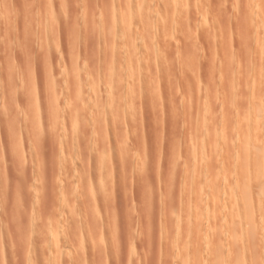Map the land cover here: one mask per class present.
<instances>
[{
    "label": "rangeland",
    "instance_id": "374dc122",
    "mask_svg": "<svg viewBox=\"0 0 264 264\" xmlns=\"http://www.w3.org/2000/svg\"><path fill=\"white\" fill-rule=\"evenodd\" d=\"M136 1L0 0V264H180L188 236L264 264L230 203L242 143L264 171V1Z\"/></svg>",
    "mask_w": 264,
    "mask_h": 264
},
{
    "label": "bare ground",
    "instance_id": "6f19581e",
    "mask_svg": "<svg viewBox=\"0 0 264 264\" xmlns=\"http://www.w3.org/2000/svg\"><path fill=\"white\" fill-rule=\"evenodd\" d=\"M135 1V0H134ZM156 1V0H155ZM177 1V0H176ZM264 1V0H263ZM147 2V1H146ZM185 3V2H184ZM156 4V3H155ZM172 4V3H171ZM170 4V5H171ZM177 4V2H174V5H176ZM129 5V4H128ZM145 5H146V3H145V0H137L136 1V9H135V11L137 12V14H139L140 16H142V13L141 12H143V14H144V11H145ZM189 5V4H188ZM187 5V6H188ZM196 5V4H195ZM131 8V7H130ZM188 8V7H187ZM195 8H197L196 6H195ZM256 8V7H255ZM126 9V8H125ZM125 9H124V11H125ZM172 9V8H171ZM189 9V8H188ZM223 9V8H222ZM196 10V9H195ZM116 11V10H115ZM114 11V12H115ZM149 12V11H148ZM175 12V11H174ZM188 12V11H187ZM141 13V14H140ZM190 13V12H189ZM201 13V12H200ZM13 14V13H12ZM121 14V13H120ZM123 14H125V13H123ZM196 14V13H195ZM255 14V13H254ZM14 15V14H13ZM148 15H150V14H148ZM204 15V14H203ZM10 16V15H9ZM196 16V15H195ZM118 17V16H117ZM172 17V16H171ZM194 18V17H193ZM254 18V17H253ZM204 19V18H203ZM177 20V19H176ZM91 21V20H90ZM110 21V20H109ZM189 22V21H188ZM193 23H195V22H193ZM5 24V23H4ZM7 24V23H6ZM153 24V23H152ZM204 24V23H203ZM262 24V23H261ZM166 26V25H165ZM6 27V26H5ZM107 27V26H106ZM125 29V28H124ZM221 30V29H220ZM108 31H109V29H108ZM87 33V32H86ZM136 33V32H135ZM160 35V34H159ZM138 36V35H137ZM136 36V37H137ZM120 40V39H119ZM123 40V39H122ZM155 40V39H154ZM156 41V40H155ZM174 41V40H173ZM123 42V41H122ZM138 43V42H137ZM117 44V43H116ZM174 44V43H173ZM86 45H87V43H86ZM44 49V48H43ZM163 49V48H162ZM45 50V49H44ZM164 50V49H163ZM5 51V50H4ZM3 51V52H4ZM47 51V50H46ZM112 54V53H111ZM125 54V53H124ZM140 55V54H139ZM120 58V57H119ZM160 58V57H159ZM115 59V58H114ZM263 59V58H262ZM264 62V61H263ZM259 64V63H258ZM120 65H121V63H120ZM124 65V64H123ZM262 65H264L263 63H262ZM82 66V65H81ZM97 66V65H96ZM113 65H111V67H112ZM55 68V67H54ZM106 68V67H105ZM117 68V67H116ZM115 67L114 68H112L113 69V71L116 69ZM148 68V67H147ZM264 70V69H263ZM112 71V70H111ZM126 71V70H125ZM219 71V70H218ZM177 72V71H176ZM179 72V71H178ZM189 74V73H188ZM264 78V77H263ZM219 79V78H218ZM98 80V79H97ZM151 80V79H150ZM181 80V79H180ZM242 80V79H241ZM72 81H73V78H72ZM191 81V80H190ZM195 82V81H194ZM219 82V81H218ZM71 83H73V82H71ZM209 83V82H208ZM141 84V83H140ZM151 84V83H150ZM210 84V83H209ZM7 85V84H6ZM142 85V84H141ZM153 85V84H152ZM75 87V86H74ZM125 87V86H124ZM75 89V88H74ZM191 89V88H190ZM104 90V89H103ZM158 90V89H157ZM74 93H76V92H74ZM142 93V92H141ZM159 94V93H158ZM193 94V93H192ZM77 95V94H76ZM90 95V94H89ZM149 95H151V94H149ZM163 95V94H162ZM254 95V94H253ZM72 96V95H71ZM127 96V95H126ZM190 96V95H189ZM256 96V95H255ZM74 98V97H73ZM127 98H128V96H127ZM199 98V97H198ZM209 98H210V96H209ZM255 98V97H254ZM134 99H135V97H134ZM90 100V99H89ZM129 100V99H128ZM140 101V100H139ZM199 101V100H198ZM58 102V101H57ZM129 102V101H128ZM134 102H135V100H134ZM216 102V101H215ZM254 102V101H253ZM95 103V102H94ZM127 103V102H126ZM136 103V102H135ZM135 103L133 104L132 102H129V106L128 107H126L127 108V110H128V112H129V110L130 109H134V105H135ZM152 103V102H151ZM197 103V102H196ZM137 104V103H136ZM166 104V103H165ZM262 103H259V104H255V105H257L256 106V108L255 109H257V107H259L260 105H261ZM240 105H243V104H240ZM200 106V105H199ZM262 106V105H261ZM227 108H229V107H227ZM245 108V107H244ZM262 108H263V106H262ZM72 110V109H71ZM262 110V109H261ZM198 111V110H197ZM105 112H106V110H105ZM127 112V111H126ZM127 112V113H128ZM264 112V111H263ZM125 113V112H124ZM211 113V112H210ZM256 113V112H255ZM254 114V113H253ZM64 115V114H63ZM104 115V114H103ZM113 115V114H112ZM193 115V114H192ZM191 115V116H192ZM211 115V114H210ZM259 115V114H258ZM196 116V115H195ZM206 116V113H203V117H205ZM208 116V115H207ZM261 116V115H260ZM111 118L110 119H112V116H110ZM125 117V116H124ZM175 117V116H174ZM173 117V118H174ZM202 117V116H201ZM209 117V116H208ZM220 117V116H219ZM258 117V116H257ZM113 118H114V115H113ZM146 118V117H145ZM221 118V117H220ZM106 119H108V118H106ZM106 119H105V121H106ZM124 119V118H123ZM194 119H195V117H194ZM203 119V118H202ZM126 120V119H125ZM189 120H190V118H189ZM193 120V119H192ZM256 119H254V121H255ZM71 121V120H70ZM112 122H111V124L113 125V127H118L117 125L118 124H115L116 122H115V119H112L111 120ZM127 121V120H126ZM210 122V121H209ZM256 122V121H255ZM106 123V125L108 124V121L107 122H105ZM124 123H125V121H124ZM190 123V122H189ZM145 124V123H144ZM183 124V123H182ZM202 124V123H201ZM209 124V123H208ZM244 124V123H243ZM256 124H257V122H256ZM203 125H204V123H203ZM202 125V126H203ZM261 125H262V123H261ZM90 126V125H89ZM255 126V125H254ZM260 126V125H259ZM122 127V126H121ZM197 127V126H196ZM203 127H205V126H203ZM246 127V126H245ZM245 127H243V128H245ZM261 128H262V126H260ZM112 128V127H111ZM125 128V127H124ZM127 128V127H126ZM189 128H190V126H189ZM200 128H202V127H200ZM128 129V128H127ZM203 129H205V128H203ZM202 130V129H201ZM246 130V129H245ZM244 130V131H245ZM115 131V130H114ZM200 131V130H199ZM203 131V130H202ZM205 131V130H204ZM203 131V136H204V134H205V132ZM207 131V130H206ZM241 131V130H240ZM259 131V130H258ZM257 131V132H258ZM110 132V131H109ZM108 132V133H109ZM127 132V131H126ZM191 132V131H190ZM209 132V131H208ZM256 132V133H257ZM263 132V131H262ZM80 133V132H79ZM245 133H246V131H245ZM81 134V133H80ZM214 134V133H213ZM255 134V133H254ZM98 135V134H97ZM106 135V134H105ZM108 135V134H107ZM114 135H116V134H114ZM194 135V134H193ZM198 135H199V133H198ZM197 135V136H198ZM258 135V134H257ZM75 136V135H74ZM205 136H206V134H205ZM99 137V136H98ZM108 137H109V135H108ZM117 137V136H116ZM115 137V138H116ZM183 137V136H182ZM194 137V136H193ZM201 137V136H200ZM251 137H253V135L251 136ZM255 137V139H256V136H254ZM263 137V136H262ZM74 138V137H73ZM99 138H101V137H99ZM110 138V137H109ZM201 138H203V137H201ZM210 138V137H209ZM61 139V138H60ZM83 139V138H82ZM125 139V138H124ZM195 140V139H194ZM200 140V139H199ZM241 140V139H240ZM83 141V140H82ZM102 141V140H101ZM207 141V140H206ZM97 142V141H96ZM117 142V141H116ZM190 142V141H189ZM218 142V141H217ZM100 143H102V142H100ZM251 143V145H250V147H249V142L247 143V141H245L244 143H242L241 145V149H243L244 150V152H243V156L241 157V167H242V178H241V184H239L240 185V187H239V196L236 198V200H234V201H231L230 203H231V206H232V213L234 212L235 214H236V216H237V218L238 219H241V221L240 222H238L237 224H241V223H244V225H248L249 227H251V226H253V220L251 219V217L253 216V215H255V214H253L254 213V210H257V211H259V212H261V213H263L264 212V171L263 170H261V168H260V164L257 162V161H255V167H254V171H255V173H254V175H251L250 176V174L248 173V171L246 170V168H247V157L249 156L248 154H249V150H250V148L251 149H253V156H255V157H257V159H258V157H259V159H261V145L260 144H258L256 141H253V142H250ZM110 145V144H109ZM260 145V146H259ZM113 146V145H112ZM189 146V145H188ZM199 146V145H198ZM207 146V145H206ZM73 147V146H72ZM82 147H83V145H82ZM98 147V146H97ZM98 148H101V146H99ZM190 148V147H189ZM240 148V147H239ZM64 149V148H63ZM105 149V148H104ZM104 149H102V150H104ZM191 153H192V157H193V159H194V161H193V164L195 165L196 164V159L197 158H199L198 157V155L197 154H202V156H203V154H204V146H201L200 148H199V150L196 148V147H191ZM91 151V150H90ZM212 151H213V149H212ZM72 152V151H71ZM139 152V151H138ZM190 152V151H189ZM211 152V151H210ZM241 152V153H242ZM104 153H107L106 152V149H105V151H103V152H101V155L103 156V154ZM179 154V153H178ZM189 154V153H188ZM260 154V155H259ZM88 155V154H87ZM211 155H212V153H211ZM45 156V155H44ZM205 156V155H204ZM102 159L104 158V157H101ZM203 158V157H202ZM201 159V158H200ZM210 159V158H209ZM256 159V160H257ZM259 161V160H258ZM189 162V161H188ZM189 165V164H188ZM193 165V166H194ZM190 166V165H189ZM69 167V166H68ZM188 168H190V167H188ZM192 168V167H191ZM70 169V168H69ZM16 170V169H15ZM195 170V169H194ZM70 171V170H69ZM188 171V170H187ZM197 170H195V173H193L194 174V176H196V174H197ZM189 175V174H188ZM187 175V176H188ZM191 176V175H190ZM120 178V177H119ZM188 178V177H187ZM190 178V181H191V179L193 178H191V177H189ZM208 178V177H207ZM189 180V179H188ZM197 180V179H196ZM189 182V181H188ZM187 182V183H188ZM199 182V181H198ZM108 183V182H107ZM207 183V182H206ZM208 184H210V182L208 183ZM212 184H213V182H212ZM188 185V184H187ZM179 186V185H178ZM190 186V185H189ZM96 188V187H95ZM107 189V188H106ZM93 190V189H92ZM125 190V189H124ZM100 191V190H99ZM59 192V191H58ZM104 192V191H103ZM198 192V191H197ZM76 194V193H75ZM213 194V193H212ZM105 195V194H104ZM211 200H212V202H211V204H213L214 206H216V205H218L219 204V201H218V197L216 196L215 197V195L214 196H211ZM221 198V197H220ZM117 199V198H116ZM138 199V198H137ZM83 200V199H82ZM188 202V201H187ZM187 204V206H188V203H186ZM223 204V203H222ZM190 205H192V204H190ZM64 206V205H63ZM195 206V205H194ZM255 206H256V208L257 209H255ZM229 207H230V205H229ZM188 208V207H187ZM191 208H192V206H191ZM195 208V207H194ZM221 208V207H220ZM98 209V208H97ZM102 210V209H101ZM188 210V209H187ZM204 210V209H203ZM195 211H196V209H195ZM194 211V212H195ZM198 211V210H197ZM200 212V211H199ZM176 213V212H175ZM192 213H193V210H192ZM197 213V212H196ZM209 213V212H208ZM205 214H207V213H205ZM223 214V213H222ZM235 214H233V215H235ZM167 215V214H166ZM195 215V214H194ZM197 215V214H196ZM201 215V214H200ZM203 215H204V213H203ZM236 216H234V217H236ZM206 217V216H205ZM197 218V217H196ZM208 218H210V220L211 221H215V224H217V225H219L220 226V224H221V218H220V215H217V214H212V216L211 215H209V214H207V221H209L208 220ZM264 217H262L261 219H263ZM97 219V218H96ZM181 219H182V217H181ZM195 220V219H194ZM194 220H191V221H194ZM67 221V220H66ZM236 221V220H235ZM234 221V222H235ZM261 221V220H260ZM174 222V221H173ZM184 222H186V221H184ZM202 222H203V220H202ZM51 223V222H50ZM196 223V222H195ZM195 223H194V225H195ZM200 224V223H199ZM236 224V225H237ZM256 224V223H255ZM213 225V224H212ZM167 226V225H166ZM184 226H186V225H184ZM184 226H183V228H184ZM239 226V225H238ZM193 227V226H192ZM202 227V226H201ZM240 227V226H239ZM244 227H246V226H244ZM255 227V226H254ZM194 228H195V226H194ZM218 229L220 228V227H217ZM216 227H215V229H217ZM238 228V227H237ZM241 228V227H240ZM252 228V227H251ZM243 229V228H242ZM250 229V228H249ZM201 230V229H200ZM243 230H245V228L243 229ZM188 231V230H187ZM195 231V230H194ZM254 231V230H253ZM201 232V231H200ZM214 232V231H213ZM220 232V231H219ZM255 232V231H254ZM165 233V232H164ZM208 233V232H207ZM213 234V233H212ZM220 234V233H219ZM224 234V233H223ZM223 234H221V235H223ZM236 234V233H235ZM195 235V234H194ZM218 235V234H217ZM247 235V234H246ZM245 235V236H246ZM185 236V235H184ZM213 236V235H212ZM236 236V235H235ZM191 237H192V235H191ZM210 237V236H209ZM182 238H184V237H182ZM196 237H194V239H195ZM206 239V238H205ZM215 239H217L216 240V243H214L215 245H216V249L218 250V249H220V247H221V243H223V241L222 242H220V236L218 237V238H215ZM238 239V238H237ZM247 239V238H246ZM224 240V239H223ZM248 240V239H247ZM54 241V240H53ZM193 241V240H192ZM191 241V238H189V236L188 237H186L183 241H178L177 242V244L179 243V246H180V251H181V256H180V264H205V263H207L208 264V262H211V263H213V264H223V256H222V253H220L219 251H217V253H215L213 256H211L210 258V261H207V262H205V257L206 256H209V255H206V253L204 252V254H205V257H204V255L202 254V252L204 251H202L200 248V244H198V241L196 240V242L194 241V242H192ZM208 241H210V239L208 240ZM206 242V241H205ZM167 244V243H166ZM176 244V245H177ZM194 244V245H193ZM195 244H197V246H198V248H197V246L195 245ZM204 244V243H203ZM207 244V243H206ZM171 246V245H170ZM207 246V245H206ZM223 246V245H222ZM167 247V246H166ZM177 247H178V245H177ZM208 247H209V245H208ZM237 247V246H236ZM206 248V247H205ZM222 248V247H221ZM167 249V248H166ZM208 249H210V248H208ZM224 249H225V247H224ZM232 250V249H231ZM213 251H214V249H213ZM213 251H211V252H213ZM221 251V250H220ZM229 251V250H228ZM209 253V252H208ZM213 254V253H212ZM232 254V253H231ZM244 254H245V251L244 250H242V249H235L234 251H233V256H232V259H231V264H243V260H244V258H243V256H244ZM247 254H248V252H247ZM264 254V253H263ZM211 255V254H210ZM246 255V254H245ZM255 255V254H254ZM230 257H231V255H229ZM165 259V258H164ZM228 259V258H227ZM56 260V259H55ZM166 260H168V259H166ZM58 261V260H57ZM169 261V260H168ZM226 262V261H225ZM230 263V262H229ZM166 264H167V262H166ZM225 264V263H224ZM228 264V263H227ZM245 264V263H244Z\"/></svg>",
    "mask_w": 264,
    "mask_h": 264
}]
</instances>
